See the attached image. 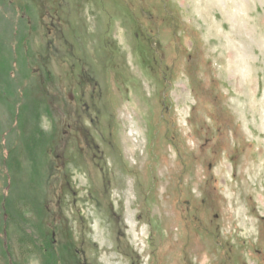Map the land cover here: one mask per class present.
I'll return each mask as SVG.
<instances>
[{"label": "rangeland", "instance_id": "obj_1", "mask_svg": "<svg viewBox=\"0 0 264 264\" xmlns=\"http://www.w3.org/2000/svg\"><path fill=\"white\" fill-rule=\"evenodd\" d=\"M0 264H264V0H0Z\"/></svg>", "mask_w": 264, "mask_h": 264}]
</instances>
